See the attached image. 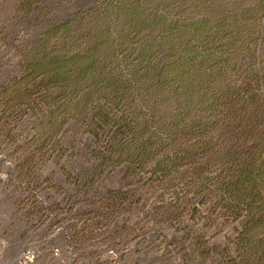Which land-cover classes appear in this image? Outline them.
<instances>
[{"label": "trees", "instance_id": "obj_1", "mask_svg": "<svg viewBox=\"0 0 264 264\" xmlns=\"http://www.w3.org/2000/svg\"><path fill=\"white\" fill-rule=\"evenodd\" d=\"M15 29L1 142L81 257L141 239L177 264H264V0H18ZM43 159L60 170L26 168Z\"/></svg>", "mask_w": 264, "mask_h": 264}, {"label": "rangeland", "instance_id": "obj_2", "mask_svg": "<svg viewBox=\"0 0 264 264\" xmlns=\"http://www.w3.org/2000/svg\"><path fill=\"white\" fill-rule=\"evenodd\" d=\"M17 1L0 0V32L12 16ZM15 32L16 29L7 39L0 34V76L8 70L13 71L16 65V41L9 43ZM0 137V264H19V256L29 248L38 252L35 264H177L172 258L173 247L169 252L159 246L151 247L141 239L116 246L93 240L88 256L81 257L78 245L68 241L66 223L51 226L50 218L43 212L38 216L33 205L32 194L35 192L28 189L27 184L21 185L22 178L17 176L19 152L1 142L3 134ZM45 159L37 165L28 164L26 168L34 166V170L45 178L60 170V165ZM39 192L48 206L56 205L55 211L61 218L66 216L64 189L44 180Z\"/></svg>", "mask_w": 264, "mask_h": 264}, {"label": "built area", "instance_id": "obj_3", "mask_svg": "<svg viewBox=\"0 0 264 264\" xmlns=\"http://www.w3.org/2000/svg\"><path fill=\"white\" fill-rule=\"evenodd\" d=\"M2 240L0 239V246H1ZM1 254V249H0ZM38 257V252L35 249H26L18 259L19 264H35Z\"/></svg>", "mask_w": 264, "mask_h": 264}]
</instances>
